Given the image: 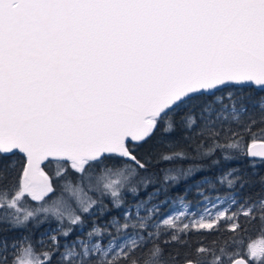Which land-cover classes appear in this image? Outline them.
<instances>
[{"label": "snow or ice", "instance_id": "1", "mask_svg": "<svg viewBox=\"0 0 264 264\" xmlns=\"http://www.w3.org/2000/svg\"><path fill=\"white\" fill-rule=\"evenodd\" d=\"M178 112L200 155L242 162L193 185L195 210L166 184L197 166L140 197L154 155L187 154L140 152ZM261 165L264 0H0V223L59 225L39 251L0 238V264H264V195L241 196L264 186Z\"/></svg>", "mask_w": 264, "mask_h": 264}, {"label": "rangeland", "instance_id": "2", "mask_svg": "<svg viewBox=\"0 0 264 264\" xmlns=\"http://www.w3.org/2000/svg\"><path fill=\"white\" fill-rule=\"evenodd\" d=\"M249 91L253 92L254 90H249ZM184 115H185V112H178L175 115V117H177L178 126H179V121L181 120V118ZM183 132L188 133L187 136L188 135L189 136L192 135V131L191 130H187V131H183ZM194 151L196 152L195 153L196 157L194 156V154H188L189 157L187 159L193 161V163L195 162L197 164L199 170L196 171L194 174H192L193 177H192L191 180H189V182L187 184L179 182V183H175V184H172V185H173V188L175 187L176 190H179V191H183L184 190V194H182L180 196H185L186 195V199L188 201L192 202V208L195 210L196 209V202L201 200V197H200V194L197 192L196 188L193 187V185H195L198 182H201L205 177H217V176H220L227 169L235 167V166L239 165L242 162L239 161V160L226 161V160L223 159L222 153L220 151H217L211 157H205V156L200 155L199 151L197 150V148H195ZM214 160H218L219 163L218 164H213ZM232 163H234V165ZM243 163L245 165H247V161L246 160L243 161ZM229 164H232V165L228 166ZM53 168H54V165L51 168V173H52V169ZM205 170H207L208 172H211L210 173L211 175L205 176ZM248 171L250 172L251 169H248ZM70 173H71V170H69V174ZM48 174L51 175L50 173H48ZM258 175H264V165L259 166ZM162 183H160L157 186L159 187ZM166 187L168 188V184H166ZM259 188L261 189V192H259V195H264V186L261 185ZM246 190L247 189L243 190L244 194H246L247 196H250L251 193L247 192ZM56 191L58 192L57 193V196H58L60 194L59 192H61V189L59 188L58 184L56 186ZM204 191H205L206 195H213L214 196V195H223V194H225L227 189L217 185V188H216L215 191H213L211 189H208L207 187L204 189ZM241 196L244 197L242 192H241ZM159 199H164V197L161 196V197H159ZM27 204L29 206L33 207V208L39 206L38 204H36L35 202H33L31 200H27ZM167 210H168L167 206H165V208H162V211H167ZM38 219L41 220V221H44V216L41 215V216L38 217ZM51 221L52 222H56L54 218H50L48 221H45V222L40 223L39 225H37L36 221L33 220V221L29 222V224L27 225L26 228H22V229H12V228H10V226L8 224L2 223V228H0V238H7L9 241H11L13 238L19 239L23 235H29L30 234L31 240H32L36 250L39 251L41 246H40L39 243H37V241L40 240L41 233L45 232L49 228V226H51L53 228L59 226L58 223L50 224ZM101 223H103V222H101ZM31 225H32V227H31ZM44 226H45V228L39 233V231ZM38 233H39V235H38ZM210 236H212V239H213L215 234H210ZM253 239H257L258 240L259 238L257 236H255V235H253Z\"/></svg>", "mask_w": 264, "mask_h": 264}, {"label": "trees", "instance_id": "3", "mask_svg": "<svg viewBox=\"0 0 264 264\" xmlns=\"http://www.w3.org/2000/svg\"><path fill=\"white\" fill-rule=\"evenodd\" d=\"M250 90H254L257 91L256 89H250ZM174 120L177 121V117L174 116ZM188 133L183 132L180 130L179 126H177V130L172 132V133H164L162 130H158L155 134V136L152 138L151 141H149V144L144 145L143 148L140 149L141 153L146 152L150 147H155L158 148L160 151L162 152H168L169 149L166 148L164 146V143L161 142H170V141H177L178 142V147L176 150H185L186 151V156L183 158H176L174 160L171 161H163V160H159L158 156L154 155L152 157L151 163L148 166V173H141V175H147V174H151V173H155V179H156V183L155 185H151L149 186V188L147 189V191L141 190L140 192V197L143 198L147 195L148 192L153 191L154 187H158L157 185H159L160 183H164V175H165V171L167 169H173L174 170V174H178L175 172L176 169H182V170H187L189 167H194L197 166V164L189 159H187L189 156L188 154H194V156L196 155L194 149L197 148L196 147V143L193 142V140H189L186 139L185 137H189V135L187 136ZM207 146V142H205V147ZM196 157V156H195ZM23 160V155L19 154V153H15V154H9L7 156L4 157L3 159V163L7 164L11 161H17V162H21ZM234 165V163H232ZM232 164H229L228 166H231ZM54 164H49L48 167L45 168V171L47 173H51V168ZM198 167V166H197ZM251 172V171H250ZM195 173V172H194ZM193 173V174H194ZM211 172H208L207 170H205V176L211 175ZM72 175V173H70ZM193 177V175L186 177V178H181L178 182L175 183H188L189 180H191ZM195 178V177H194ZM171 181L167 182L168 184V193H169V197L170 198H174L177 195H182L184 194V190L183 191H179L176 190L175 187L173 188L172 184H175ZM57 186V185H56ZM261 185L259 183L255 184L253 187L250 188H245L247 189V192H250L251 195L255 197L256 195L259 194V192H261V189L259 188ZM175 189V190H174ZM57 191H56V195H57ZM60 193V192H59ZM244 197L247 196L246 194H244V192L242 191ZM163 197V196H162ZM55 196H50L49 199H54ZM128 199H131V196H128ZM105 203L109 205V207L111 208V203H110V198H106L105 199ZM118 212L116 210H113L112 215H117ZM110 218V216H105V217H101L99 218V222H104L106 219ZM56 222H52L50 224H55ZM46 226V225H45ZM45 226L39 231V233L45 228ZM32 227V225H31ZM0 228H2V223H0ZM38 233V235H39ZM73 237H70V239H72ZM207 240L210 241L212 240V236L208 235Z\"/></svg>", "mask_w": 264, "mask_h": 264}, {"label": "water", "instance_id": "4", "mask_svg": "<svg viewBox=\"0 0 264 264\" xmlns=\"http://www.w3.org/2000/svg\"><path fill=\"white\" fill-rule=\"evenodd\" d=\"M16 153H19V152H16ZM19 154H21V153H19ZM42 167H43V165H42Z\"/></svg>", "mask_w": 264, "mask_h": 264}, {"label": "bare ground", "instance_id": "5", "mask_svg": "<svg viewBox=\"0 0 264 264\" xmlns=\"http://www.w3.org/2000/svg\"><path fill=\"white\" fill-rule=\"evenodd\" d=\"M9 155V154H8Z\"/></svg>", "mask_w": 264, "mask_h": 264}]
</instances>
